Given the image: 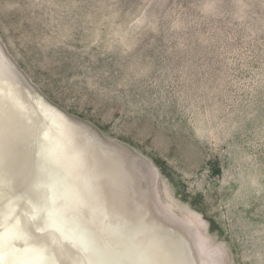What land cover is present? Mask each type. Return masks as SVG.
<instances>
[{"label": "rangeland", "instance_id": "rangeland-1", "mask_svg": "<svg viewBox=\"0 0 264 264\" xmlns=\"http://www.w3.org/2000/svg\"><path fill=\"white\" fill-rule=\"evenodd\" d=\"M0 49L56 144L111 160L93 185L115 214L119 184L130 208L143 191L164 259L264 264V0H0ZM48 180L8 195L31 212ZM41 238L62 264L77 255Z\"/></svg>", "mask_w": 264, "mask_h": 264}, {"label": "bare ground", "instance_id": "bare-ground-1", "mask_svg": "<svg viewBox=\"0 0 264 264\" xmlns=\"http://www.w3.org/2000/svg\"><path fill=\"white\" fill-rule=\"evenodd\" d=\"M5 56L0 49V178L4 181L5 196H8L6 185L10 182L11 184L20 182L40 172L49 178L53 174H59L61 178H67L85 195L87 207L83 210V214L77 218L93 231L97 244L101 248L124 252L128 243L126 237H131L132 242L137 246L144 247L147 243H144L142 238L152 239L150 235L152 225L143 220L137 205L147 209L148 212L150 209L152 210V206L144 197L143 191L140 190L138 193L139 199L137 198L138 204L135 203V209L130 208L126 202L127 195H132V188L128 184L127 186L119 184L120 195H122L125 204L121 210L122 215L115 214L110 195H105L97 186L93 185L97 172L104 163L108 164L111 160H92L89 154L92 145L88 142L76 145L56 144L57 140L48 133L45 127L39 124L42 123L39 113L30 102L28 91ZM44 133H48L50 141L43 140ZM37 143L49 149L54 156L48 160L37 156L36 153L39 151ZM58 163L64 164V170L61 172L56 169ZM118 166L116 164L113 166L114 171H119ZM123 174L129 175L127 169ZM87 179H91L88 181H91L90 187L93 189L91 197L87 195L85 187ZM48 183H50V179ZM50 195V192L42 193L31 188L27 193V199L37 207H42ZM93 208L99 210L95 217L99 224L95 227L90 224L88 219V215L92 216ZM3 211L7 215L6 203L3 206ZM148 215L151 216L150 212ZM199 243L201 246H206V240L201 235Z\"/></svg>", "mask_w": 264, "mask_h": 264}, {"label": "snow or ice", "instance_id": "snow-or-ice-1", "mask_svg": "<svg viewBox=\"0 0 264 264\" xmlns=\"http://www.w3.org/2000/svg\"><path fill=\"white\" fill-rule=\"evenodd\" d=\"M50 139L48 133H44V140ZM37 147V156L45 160L54 156L43 145L37 143ZM49 179L50 183L45 185L51 193L47 202L42 207H36L31 201H25L32 209L27 212L17 204L15 195L5 196L4 181L0 178V264H62L59 257L63 253L53 251L41 238L46 231L58 233L77 249V255L69 257L68 264H183L179 260L164 259L154 239L141 248L132 242L131 237H126L128 243L124 252L101 248L93 231L77 218L87 207L85 195L59 174H53ZM85 187L87 195L91 197L93 189L87 181ZM5 203L7 215L3 211ZM98 211L92 209L93 224L96 223ZM21 216L27 218V226L21 222ZM50 239L52 245L58 243L55 235Z\"/></svg>", "mask_w": 264, "mask_h": 264}, {"label": "water", "instance_id": "water-1", "mask_svg": "<svg viewBox=\"0 0 264 264\" xmlns=\"http://www.w3.org/2000/svg\"><path fill=\"white\" fill-rule=\"evenodd\" d=\"M38 118V117H37ZM39 124H41V123H39ZM42 125V124H41ZM130 162H128V164H129ZM130 165V164H129ZM10 184H11V182L10 183H8L7 185H6V190H8V188H9V186H10Z\"/></svg>", "mask_w": 264, "mask_h": 264}]
</instances>
